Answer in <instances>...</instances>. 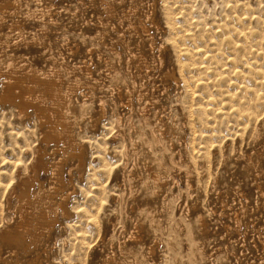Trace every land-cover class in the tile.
Returning a JSON list of instances; mask_svg holds the SVG:
<instances>
[{"label": "rangeland", "instance_id": "obj_1", "mask_svg": "<svg viewBox=\"0 0 264 264\" xmlns=\"http://www.w3.org/2000/svg\"><path fill=\"white\" fill-rule=\"evenodd\" d=\"M7 2H17L18 5L12 7L10 12L0 10V56L4 62L9 60V63L14 64L20 61L37 71L40 70V72L46 73L51 68H56L63 71L61 74L67 76H65L66 80L72 81L71 83L78 81L77 83L81 84H79L80 89L74 102H76L75 106L80 114L83 112L78 132L80 131V138L86 145L85 155L87 157L82 171L83 178L77 173L74 174L75 178L73 177L76 188H71V215L67 217L68 219L64 217L66 220L62 217L63 219L58 221L54 227L51 225L44 228L39 235L38 245L33 246L28 259L35 260L36 264H264V110H262L264 109L262 107L264 106V69H262L264 68V0H0V9ZM171 30L175 32L173 33ZM186 30L189 31L186 32ZM178 31L180 32L178 33ZM249 33L253 36L251 37ZM151 41L154 43L153 47L150 45ZM194 45H196L195 48ZM197 49H200V54L197 53L199 52ZM188 51L189 53H187ZM208 53L212 55L209 56ZM203 56L208 61L207 63ZM209 57L212 58H210L211 61ZM209 61L211 65H209ZM214 63L217 66L213 65ZM187 64H190L189 68H187ZM253 64L255 65L253 66ZM235 67L242 75L238 72L236 74ZM186 68L189 71H186ZM209 69H212V72ZM249 69L250 72H248ZM252 70L255 75L251 72ZM251 73L254 76L250 75ZM178 74L184 75L181 77ZM259 74L260 79H257L256 76L258 77ZM173 75L177 81L170 77ZM243 76H246L245 80ZM225 77L226 79H224ZM206 78L208 79L205 80ZM253 78L256 79L252 80ZM185 80L189 84H186ZM192 80L196 86L190 82ZM203 81L207 86L203 83L200 84ZM210 81L211 84L208 85ZM261 82L263 83L259 84ZM243 85L248 88L245 89ZM252 86L254 90H252ZM186 87H189V90ZM256 90L258 92H255ZM208 92L211 93V96ZM185 93L190 94L186 96ZM238 93L239 95H237ZM201 94L205 95L200 96ZM233 94L237 95V98ZM206 95H209V100ZM228 95L234 96V98ZM240 95L241 100L238 97ZM253 96H255L254 99ZM259 96L262 98V102ZM199 97L202 99L204 97L205 100L202 102L201 99H198ZM193 98L196 100L194 99V101ZM211 98L218 99L216 101L213 99L215 103L212 101L214 103L212 104ZM224 99L227 103L222 101ZM227 99L234 102H229ZM246 99L249 100L246 102ZM190 101L192 104H188ZM244 101L245 104L247 103L246 105L253 108L251 111L248 106L245 108ZM253 101L255 104H252ZM205 103L207 106H204ZM102 104L105 114L100 115ZM183 104L188 105L184 106ZM256 104L258 105L255 106ZM196 106H200L199 109ZM0 107L5 108L4 110L0 108V179H2L0 183L2 215L0 217L3 220L0 218L1 231L5 227L4 221L10 215L6 207L8 191L18 183L20 177L27 178L30 175V168L35 160V149L42 148L44 145L40 140V127L35 118L19 121L12 110L1 105ZM244 108L248 111H242ZM186 109H189L188 112L185 111ZM221 109H223L222 113ZM145 110L147 112L144 114ZM213 110H217V112ZM234 110L240 111L236 113ZM254 110L260 111V114ZM214 112L215 118L212 114ZM246 112L249 115H246ZM201 114L205 115L200 118ZM237 115L243 116L240 118ZM195 116L199 118L196 119ZM224 116L225 118H222ZM251 116H254V120ZM231 118H235V120H231ZM237 118L238 120H236ZM142 120L144 121L143 125ZM208 121L209 123H207ZM221 121H226V123H220ZM236 121L237 124L240 122L239 127H237ZM253 121L258 124H254ZM242 122H247V125ZM27 123L30 124L28 127ZM98 125H100L99 128ZM117 125L119 130L116 128ZM247 126L249 128L244 130ZM253 126L257 128H252ZM219 127L222 131L218 130L217 133ZM224 127L225 129L228 127V130L229 128L233 131L237 130V132L235 131L237 134L235 135L232 130V132L229 131L230 133L228 130L226 132ZM241 127V132H239ZM259 128L261 129L259 130ZM13 129L19 137L13 133ZM147 129L153 133V137H150L152 134ZM85 133L91 136H87L90 139L86 138ZM243 133L246 134L242 136ZM213 134L216 135L215 138ZM82 135L84 138L81 137ZM29 137L31 139H28ZM85 139H88L89 142ZM91 139H95L97 144L95 140L91 141ZM94 142L96 146H94ZM28 144L30 145L27 146ZM219 144L220 146L217 147ZM26 146L28 149L30 147V150ZM99 146H101L100 149H98ZM33 147L35 148L33 149ZM18 150L19 152H17ZM33 150L34 152H32ZM209 150L210 152H208ZM10 151H14V153ZM202 153L209 155L203 156ZM29 154L32 159L27 158L30 157ZM253 154L256 155L253 156ZM99 155L105 160H102ZM47 156L50 164L68 158V155L60 151H50ZM96 156L98 159L100 158V161ZM18 158L20 159L18 160ZM95 158L100 163H96ZM202 158L204 159L202 160ZM12 161L14 166H12ZM154 163H156V167L153 165ZM73 164L74 162L70 159L64 172L67 184ZM124 166L125 168H123ZM207 166L208 168H206ZM204 169L206 171L209 169L208 173ZM150 170L161 173L167 184L164 183V187L162 186L159 191V195L162 197L159 196L154 204L148 207L144 205V201H148L156 191ZM8 171L10 174L7 173ZM51 177V173L42 172L40 174V179L47 190L55 189L58 184L56 179H51ZM5 180H10L11 184ZM67 193L66 190H62L61 195L66 196ZM144 193L146 198L141 197L144 196ZM198 193L202 196L200 197ZM141 198L143 199L141 200ZM75 208L78 209V212ZM131 209L132 211H130ZM196 211L200 212L205 219L208 228L206 236H203L196 226ZM79 215H83V217ZM156 216H158L157 221ZM84 217H86L85 221ZM71 220L75 225L73 227L71 224L74 229L69 228ZM137 220L145 229L143 236L145 238L142 241L144 245H137L138 249L135 247L136 244L132 243L134 223ZM65 222H68L69 226L65 225ZM110 222L114 226L110 227ZM82 227L84 228L82 229ZM192 228L195 232L197 231L195 235ZM189 231L191 233L188 235ZM99 234L106 236L107 239L104 243H98ZM80 235L85 236L80 237ZM168 235L171 236L168 237ZM198 236H201L202 239ZM77 238L79 239L77 240ZM173 238H175L174 241ZM176 239L177 241H175ZM79 242H81L80 246H78ZM163 242L167 244V247ZM169 242H172L173 245ZM95 245L97 247L91 251L90 248ZM152 246L155 247V252L153 256H149L148 249ZM169 246H172L173 250H170ZM77 248L79 249L77 250ZM79 250H81L80 253ZM78 254L81 255L80 260ZM111 256L115 259L113 263L108 261V257ZM8 262L11 261L9 259L0 261V264H8ZM15 262L17 261L12 259V263Z\"/></svg>", "mask_w": 264, "mask_h": 264}, {"label": "bare ground", "instance_id": "obj_2", "mask_svg": "<svg viewBox=\"0 0 264 264\" xmlns=\"http://www.w3.org/2000/svg\"><path fill=\"white\" fill-rule=\"evenodd\" d=\"M245 3V2H244ZM243 4V3H242ZM248 4V3H247ZM259 4H261V3H259ZM18 5V3L17 2H15V3H11V2H7L6 4H4L3 6H2V8L0 9V10H2L3 12H10L11 10H12V7H16ZM245 5H246V3H245ZM249 5V4H248ZM240 7H241V5H239ZM244 6V5H243ZM242 6V7H243ZM16 9V8H15ZM243 9H244V7H243ZM249 9V8H248ZM250 9H252V7H250ZM250 11V10H249ZM254 11V10H253ZM252 12V11H251ZM254 13V12H253ZM248 14V13H247ZM244 15V14H243ZM251 15H253V14H251ZM243 18V17H242ZM246 18V17H245ZM3 20V19H2ZM238 20V19H237ZM240 20H241V18H240ZM259 20V19H258ZM245 21V20H244ZM239 22H241V21H239ZM242 22H243V19H242ZM168 27H169V25H168ZM218 27H219V25H218ZM173 28V27H172ZM220 28H222V27H220ZM241 28V27H240ZM171 29V28H170ZM175 29V28H174ZM175 30H177V29H175ZM172 31V30H171ZM183 31V30H182ZM181 31V32H182ZM189 31V30H188ZM187 30H186V32H188ZM241 31V30H240ZM173 33L175 32V31H172ZM180 31H178V33H179ZM190 33V32H189ZM245 33V32H244ZM184 34V33H183ZM177 35V34H176ZM186 35V34H185ZM187 35H189V34H187ZM190 35H192V34H190ZM245 35V34H244ZM247 35V34H246ZM249 35L252 37L253 35H251L250 33H249ZM144 36V35H143ZM249 36V37H250ZM194 37V36H193ZM244 37V36H243ZM147 38V37H146ZM247 38V37H246ZM245 38V39H246ZM250 39V38H249ZM248 39V40H249ZM251 39H253V38H251ZM250 39V40H251ZM257 39V38H256ZM147 40V39H146ZM194 40V39H193ZM149 41V40H148ZM195 41V40H194ZM214 41V40H213ZM212 41V42H213ZM246 41V40H245ZM247 42V41H246ZM150 43V42H149ZM152 47L154 46V43L151 41V44H150ZM178 45V44H177ZM180 45V44H179ZM182 45V44H181ZM183 45H186V44H183ZM217 45H218V43H217ZM187 46V45H186ZM195 46L196 45H194V48H195ZM199 46V45H198ZM197 46V47H198ZM254 46V45H253ZM185 47V46H184ZM203 47V46H202ZM240 47V46H239ZM190 48V47H189ZM198 48H200V47H198ZM181 49V48H180ZM187 49V48H186ZM191 49V48H190ZM27 50V49H26ZM178 50H179V48H178ZM198 50V49H197ZM197 50H195V51H197ZM200 50V49H199ZM198 50V51H199ZM205 50V49H204ZM208 49H206V52H208L207 51ZM213 50V49H212ZM22 51V50H21ZM177 51V50H176ZM190 51V50H189ZM189 51L187 52V53H189ZM203 51V50H202ZM201 51V53H203ZM239 51H241L240 49H239ZM243 51H245V50H243ZM10 52V51H9ZM184 52H186V51H184ZM213 52V51H212ZM216 52V51H215ZM2 53V52H1ZM13 53V52H12ZM179 53V52H178ZM197 53H199L200 54V51L199 52H197ZM196 53V54H197ZM255 53H256V51H255ZM260 53V52H259ZM182 54V53H181ZM193 54H195V53H193ZM192 54V55H193ZM204 54V53H203ZM214 54V53H213ZM198 55V54H197ZM207 55H212V54H210V53H208ZM256 55V54H255ZM190 56V55H189ZM194 56V55H193ZM202 56V55H201ZM201 56H200V58H201ZM215 56H217L216 54H215ZM214 56V57H215ZM204 57L205 56H203V59H204ZM212 57V56H211ZM211 57H209V60H210V58ZM198 58V57H197ZM255 58V57H254ZM263 58V57H262ZM206 59L208 60V58L206 57ZM212 59V58H211ZM256 59V58H255ZM15 60V59H14ZM13 60V61H14ZM17 60V59H16ZM190 60V62H191V59H189ZM205 60V59H204ZM256 60H258V59H256ZM255 60V61H256ZM9 61V60H8ZM8 61H3V58L0 56V105L1 106H3V107H6V109H8V110H12L14 113H15V116L18 118V120L19 121H26V120H31L32 118L34 119H36L37 120V122H38V124H39V127H40V140H41V142H42V144L44 145V146H42V148H39V147H37L36 149H35V160H34V163L32 164V166H31V168H30V170H31V172H30V175L27 177V178H22V177H20V179L18 180V183L17 184H15L14 186H12L11 187V189L8 191V198H7V201H6V207H7V209H8V213H10V215H8L9 216V218H7L5 221H4V223H5V227H4V229L3 230H1L0 231V261H5V260H10L11 262H8V264H36V262H35V260H30V259H28L29 258V256H30V253H32V251H31V249L33 248V246H37L38 245V243H39V235H40V233L44 230V228L45 227H50L51 225H53V227L55 226V224L58 222V221H61V219H63L64 217L65 218H67V217H69L70 215H71V213H70V211H71V209H70V202L72 201L71 200V198H72V192H71V188L73 189V187H74V189L76 188L75 186V182H74V174L75 173H77L81 178H83V175H82V171H83V168H84V165H85V163H86V155H85V153H86V145H85V143L83 142V140H81V138H80V134H79V132H78V128H79V125H80V119H81V114L83 113H81L80 114V112H79V110H78V108H76V102H74V98H75V96L77 95V93L79 92V89H80V83H77V82H74V83H71L69 80H66V78H65V76L63 75V74H61V72H63V71H60V70H58V69H56V68H51V70L50 71H48V72H40V70L39 71H37L36 69H34L33 67H29L28 65H26V64H23V62H20V61H17L16 63H9ZM11 61V60H10ZM22 61V60H21ZM206 61V60H205ZM211 61V60H210ZM210 61H209V63H210ZM233 61V60H232ZM246 61V60H245ZM248 61V60H247ZM26 61L24 60V63H25ZM208 61H206V63H207ZM244 62V61H243ZM249 62V61H248ZM208 63V64H209ZM246 63V62H245ZM181 64V63H180ZM201 64V63H200ZM202 64H204V63H202ZM252 64V63H251ZM256 64H257V62H256ZM188 65V64H187ZM190 65V64H189ZM189 65H188V67L187 68H189ZM209 65H211V63L209 64ZM213 65H216L215 63L213 64ZM212 65V66H213ZM220 65V64H219ZM255 64H253V66H254ZM258 65V64H257ZM262 65V64H261ZM260 65V66H261ZM179 66V65H178ZM181 66V65H180ZM179 66V67H180ZM185 66H186V64H185ZM204 66H206V65H204ZM204 66H202V67H204ZM217 66V65H216ZM216 66L214 67V69L216 68ZM238 66V65H237ZM252 66V65H251ZM263 66H264V64H263ZM58 67V66H57ZM183 68V67H182ZM186 68V71L188 70ZM191 68V67H190ZM209 68V67H208ZM212 68V67H211ZM234 68V67H233ZM236 68V67H235ZM253 68H255V67H253ZM59 69H61V68H59ZM202 69V68H201ZM260 69H261V67H260ZM262 69H264V68H262ZM210 70V72H212L211 70L212 69H209ZM233 70H235V69H233ZM184 71H185V69H184ZM189 71V70H188ZM208 71V70H207ZM207 71H205V72H207ZM236 74H237V72L239 73V74H241L242 75V73L241 72H239V71H237V68H236ZM242 71H243V69H242ZM262 71V70H261ZM261 71H259L260 72V74H262L261 73ZM180 72H181V70H180ZM210 72H208V73H210ZM248 72H250V69H249V71ZM251 72H253V74H254V71L252 70ZM233 73H235L234 71H233ZM181 74H182V72H181ZM207 74V73H206ZM260 74H259V76L257 77L256 76V78L258 79L259 77H260ZM69 75V74H68ZM73 75V74H72ZM179 75V74H178ZM184 75V74H183ZM182 75V76H183ZM229 75V74H228ZM231 75V74H230ZM240 75V76H241ZM244 75V74H243ZM250 75H252V73L250 74ZM249 75V76H250ZM255 75V74H254ZM254 75H252V76H254ZM264 75V74H263ZM179 76H181V75H179ZM181 76V77H182ZM252 76H250L251 78H252ZM67 77V76H66ZM170 77H172V79L173 80H175V81H177V79H176V77L173 75V76H170ZM232 77V76H231ZM244 77V76H243ZM262 77V76H261ZM264 77V76H263ZM262 77V78H263ZM76 78V77H75ZM74 78V79H75ZM89 78V77H88ZM184 78V77H183ZM256 78H253L252 80H254V79H256ZM261 78V79H262ZM79 79V78H78ZM208 78H206L205 80H207ZM224 79H226V77L224 78ZM231 79V78H230ZM236 79H239V78H236ZM246 79V76L244 77V80ZM260 79V78H259ZM184 80V79H183ZM182 80V81H183ZM193 80H196V79H193ZM193 80L192 81H190L191 83H193ZM201 80V79H200ZM199 80V81H200ZM204 80V79H203ZM232 80V79H231ZM241 80H242V76H241ZM241 80H240V82H241ZM264 80V79H263ZM73 81H76V80H73ZM81 81V80H80ZM125 81V80H124ZM186 81V80H185ZM188 81H189V78H188ZM196 81H198V80H196ZM202 81V80H201ZM209 81V80H208ZM232 81H234V80H232ZM258 81H260V80H258ZM181 82V81H180ZM184 82V81H183ZM205 81H203V82H200V84L201 83H203V84H205L204 83ZM226 82V81H225ZM227 82H230V81H227ZM238 82H239V80H238ZM249 82H252V81H250L249 80ZM255 82H256V80H255ZM188 82L186 81V84H187ZM195 83H197V82H195ZM199 83V82H198ZM197 83V84H198ZM246 82H244V84H245ZM263 82H261V83H259V84H262ZM80 84V85H79ZM183 84V83H182ZM185 84V83H184ZM183 84V85H184ZM189 84V83H188ZM194 84V83H193ZM209 84H211V81L208 83V85ZM235 84V83H234ZM236 84H238V83H236ZM242 84V83H241ZM248 84V83H247ZM195 85V84H194ZM206 85V84H205ZM204 85V86H205ZM213 85H214V83H213ZM226 85V84H225ZM228 85V84H227ZM230 85V84H229ZM228 85V86H229ZM232 85V84H231ZM246 85V84H245ZM255 85V84H254ZM189 86V85H188ZM196 86V85H195ZM199 86V85H198ZM202 87H203V85H201ZM207 86V85H206ZM234 86V85H233ZM244 86V85H243ZM243 86H242V88H243ZM251 86V85H250ZM192 87V85L190 86V88ZM209 87V86H208ZM214 87V86H213ZM216 87V86H215ZM226 87V86H225ZM239 87V86H238ZM245 87V86H244ZM247 87V86H246ZM246 87H245V89H246ZM253 87V86H252ZM187 88V87H186ZM186 88H184L185 90H189V87L186 89ZM206 88V87H205ZM211 88V87H210ZM228 88V87H227ZM226 88V90H228ZM239 88H241V87H239ZM238 88V89H239ZM248 88V87H247ZM261 87L259 86V89H260ZM192 89V88H191ZM195 89V88H194ZM199 89H201L200 87H199ZM207 89V88H206ZM232 89V88H231ZM258 89V90H259ZM264 89V88H263ZM203 90L204 91H206L205 89H204V87H203ZM244 90V89H243ZM252 90H254V87H253V89ZM252 90H250V91H252ZM199 91V90H198ZM208 91V90H207ZM224 91V90H223ZM229 91V90H228ZM242 91V90H241ZM247 91H249V90H247ZM246 91V92H247ZM260 91H262L261 89H260ZM188 92V91H187ZM190 92H192V91H190ZM222 92V91H221ZM226 92V91H225ZM237 92V91H236ZM243 92V91H242ZM254 92V91H253ZM255 92H258L257 90L255 91ZM199 93V92H198ZM205 93V92H204ZM207 93V92H206ZM208 93H210V92H208ZM217 93H218V91H217ZM244 93V92H243ZM243 93H241L242 95H243ZM264 93V92H263ZM186 94V93H185ZM184 94V95H185ZM190 94V93H189ZM189 94H186V96H188ZM203 94V93H202ZM200 95V96H204V95ZM213 94V93H212ZM222 94H223V92H222ZM226 94V93H225ZM228 94V93H227ZM226 94V95H227ZM236 94V93H235ZM249 94V93H248ZM251 94H253V93H251ZM259 94V93H258ZM257 94V95H258ZM193 95V94H192ZM210 96H211V93L209 94ZM209 95L207 96L208 97V100L210 99L209 98ZM216 95V94H215ZM219 95H221V94H219ZM234 95V94H233ZM237 95H239V93L237 94ZM236 95V96H237ZM245 95H247V94H245ZM250 95V94H249ZM248 95V96H249ZM254 95H256L255 93H254ZM191 96V95H190ZM223 96H224V94H223ZM229 96V95H228ZM231 96V95H230ZM229 96V97H230ZM235 96V95H234ZM234 96H231V97H233L234 98ZM235 96V97H236ZM261 96V95H260ZM260 96H259V98H260ZM198 97V96H197ZM219 97V96H218ZM225 97V96H224ZM227 97V96H226ZM239 98L241 97V95L240 96H238ZM243 97V96H242ZM254 97L255 96H253V99H254ZM257 97V96H256ZM261 97H263V96H261ZM85 98V97H84ZM184 99L186 98V97H183ZM232 98V99H233ZM237 98V97H236ZM244 98V97H243ZM258 98V97H257ZM196 100V98H193V100ZM198 99H201V101L203 102V100H205V98L203 97V99H202V97H199ZM213 99H215V101H216V99H218V98H213ZM212 98H211V103H212V101L215 103V101L213 100ZM230 99V98H229ZM242 98H240V100H241ZM250 99H252V98H250ZM252 99V100H253ZM262 98H260V100H261ZM187 100V99H186ZM189 100H190V98H189ZM189 100H187V101H189ZM194 100V101H195ZM208 100H206V101H208ZM228 100V99H227ZM240 100L238 99V101H239V103H240ZM249 100V99H248ZM247 99H246V102L248 101ZM251 100V101H252ZM256 100V99H255ZM254 100V101H255ZM259 100V101H260ZM264 100V99H263ZM200 101V100H199ZM209 101V102H210ZM222 101H225V103H227V101L224 99V100H222ZM229 101V100H228ZM232 100H230L229 102H231ZM237 101V102H238ZM253 101V103L252 104H255V102ZM83 102V101H82ZM86 102V101H85ZM91 102V101H90ZM101 102V101H100ZM186 102V101H185ZM232 102H234V101H232ZM261 102H262V100H261ZM260 102V103H261ZM79 103H80V101H79ZM95 103V102H94ZM102 103V102H101ZM214 103H212V104H214ZM239 103H236V104H238V105H240ZM81 104V103H80ZM188 104H192V102L190 101V103H188ZM188 104H185V105H188ZM197 104V103H196ZM206 105H204V106H207V103H205ZM210 104V103H209ZM218 104V103H217ZM216 104V105H217ZM229 104H232V103H229ZM245 104V101H244V103H243V105ZM247 104V103H246ZM245 104V105H246ZM250 104V103H249ZM263 104V103H262ZM91 105V104H90ZM184 105V104H183ZM184 105V106H185ZM211 105V104H210ZM241 105H242V103H241ZM244 105V106H245ZM258 104H256L255 106H257ZM264 105V104H263ZM93 106V105H92ZM96 106V105H95ZM104 105L102 104L101 105V107H100V115H102V114H105V108L103 107ZM141 106V105H140ZM191 106V105H190ZM193 106H195L194 104H193ZM192 106V107H193ZM212 106V105H211ZM219 106V105H218ZM231 105H229V107H230ZM234 106V105H233ZM248 105H246L245 106V108L247 107ZM252 106V105H251ZM78 107V106H77ZM81 107H82V105H81ZM88 107V106H87ZM192 107H191V109H192ZM196 107H198V109H199V107L200 106H196ZM209 107V106H208ZM239 107V106H238ZM242 107V106H241ZM249 108H250V106H248ZM262 107H264V106H262ZM261 107V108H262ZM1 109H5V108H2V107H0ZM83 108V107H82ZM133 108V107H132ZM202 108V107H201ZM200 108V109H201ZM205 109H206V107H204ZM210 108H212V107H210ZM219 108V107H218ZM223 108V107H222ZM226 108H227V106H226ZM231 109H233L232 107H230ZM234 108H236V107H234ZM245 108L242 110V111H244L245 110ZM252 108V107H251ZM251 108L249 109L250 111H251ZM256 108H258V107H256ZM84 109V108H83ZM86 109V108H85ZM148 109V108H147ZM224 109V108H223ZM223 109H221L222 111H221V113L223 112ZM229 109V108H228ZM239 109V108H238ZM253 109V108H252ZM259 109H260V106H259ZM81 110V109H80ZM140 110V109H139ZM189 110V109H188ZM188 110L186 109L185 111L186 112H188ZM196 110V109H195ZM212 110V109H211ZM218 110V109H217ZM217 110H213V111H216L217 112ZM227 110V109H226ZM235 110H237V109H235ZM234 110V111H235ZM247 110V109H246ZM245 110V111H246ZM258 110V109H257ZM262 110H264V109H262ZM10 111H9V113H10ZM86 111V110H85ZM135 111V110H134ZM141 111V110H140ZM204 111V110H203ZM219 111V110H218ZM230 111V110H229ZM239 111L240 110H238L236 113H239ZM248 111V110H247ZM255 111V110H254ZM6 112V111H5ZM138 112V111H137ZM147 111L145 110V111H143V113L145 114ZM227 112V111H226ZM256 112V111H255ZM1 113V112H0ZM3 113V112H2ZM13 113V114H14ZM86 113V112H85ZM190 113H191V110H190ZM192 113H194V112H192ZM195 113H197V112H195ZM200 113V110H199V112H198V114ZM201 113H202V111H201ZM209 113H211V111H209ZM219 114H220V112H218ZM228 114H229V112H227ZM234 113V112H233ZM232 113V114H233ZM235 113V114H236ZM241 113V112H240ZM256 113H259L260 114V111L259 112H256ZM256 113H254V114H256ZM12 114V115H13ZM133 114H134V112H133ZM205 114H206V110H205ZM205 114H201V115H199V117L201 116L202 117V115H205ZM208 114V113H207ZM213 115H214V118H215V112L214 113H212ZM246 115L248 114L247 112L245 113ZM250 114H252V113H250ZM253 114V115H254ZM262 114V113H261ZM5 116H6V114H4ZM4 115H2V116H4ZM135 115H137L136 113H135ZM194 115V114H193ZM211 115V114H210ZM218 115V114H217ZM221 115V114H220ZM240 115V114H239ZM239 115H237L238 117H242V116H239ZM249 115V114H248ZM258 115V114H257ZM1 116V117H2ZM10 116V115H9ZM33 116V117H32ZM191 116V115H190ZM219 116V115H218ZM222 116V115H221ZM221 116H219V117H221ZM225 116H228V115H226L225 114ZM225 116L224 117H222V118H225ZM232 116V115H231ZM255 116V115H254ZM253 116V117H254ZM116 117V116H115ZM137 117V116H136ZM198 117V118H199ZM200 117V118H201ZM203 117H206V116H203ZM210 117V116H209ZM233 117V116H232ZM235 117V116H234ZM244 117H245V115H244ZM247 117V116H246ZM253 117L251 116V118L253 119ZM255 117H257V116H255ZM260 117V116H259ZM7 118V117H6ZM16 118V119H17ZM143 118V117H142ZM195 118H196V116H195ZM194 118V119H195ZM198 118H196V119H198ZM228 118H229V116H228ZM239 118V119H240ZM5 119V118H4ZM8 119H10V117H8ZM12 119H14L15 120V118H12ZM11 119V120H12ZM119 119V118H118ZM139 119V118H138ZM141 119V118H140ZM150 119V118H149ZM188 119H189V117H188ZM206 119V118H205ZM209 119V118H208ZM207 119V120H208ZM233 118H231V120H232ZM250 119V117L248 118V120ZM129 120V119H128ZM130 120H131V117H130ZM129 120V121H130ZM146 120V119H145ZM190 120V119H189ZM202 121H203V118L201 119ZM211 120V119H210ZM233 120H235V118L233 119ZM236 120H238V118L236 119ZM254 120V119H253ZM256 120H257V118H256ZM258 120H260V119H258ZM263 120H264V118H263ZM18 121V122H19ZM34 121V120H33ZM85 121V120H84ZM116 121V120H115ZM122 121V120H121ZM128 121V122H129ZM138 121V120H137ZM141 121V120H140ZM139 121V122H140ZM143 121V120H142ZM148 121V120H147ZM146 121V122H147ZM185 121V120H184ZM206 121V120H205ZM228 121V120H227ZM241 121H243L242 119H241ZM252 120H250V122H251ZM16 122V121H15ZM35 122V121H34ZM195 122V121H194ZM197 122V121H196ZM214 122H216V121H214ZM230 122V121H229ZM233 122V121H232ZM254 122V121H253ZM130 123V122H129ZM128 123V124H129ZM143 123H144V121L142 122V125H143ZM190 123V122H189ZM200 123H201V121H200ZM207 123H209V121L207 122ZM220 123H226V121L224 122V121H221ZM240 123V122H239ZM238 123V124H239ZM244 122H242V124H243ZM248 123H249V121H248ZM252 123V122H251ZM251 123L249 124L250 125V127H251ZM14 124V123H13ZM18 124V123H17ZM119 124V123H118ZM138 124H140V123H138ZM155 124V123H154ZM194 124V123H193ZM192 124V125H193ZM228 124V123H227ZM226 124V125H227ZM236 124H237V121H236ZM237 124V125H238ZM244 124H246L247 125V122L246 123H244ZM253 124V123H252ZM254 124H258V123H256V121L254 122ZM16 125V124H15ZM19 125V124H18ZM27 125V127H28V125H30V124H26ZM101 125V124H100ZM100 125H98V128H99V126ZM142 125H141V127H142ZM189 125V124H188ZM194 125H196V123L194 124ZM198 125H199V123H198ZM202 125H203V123H202ZM210 125V124H209ZM213 125V124H212ZM219 125V124H218ZM217 125V126H218ZM221 125V124H220ZM219 125V126H220ZM229 125H230V123H229ZM233 125V124H232ZM241 125V124H240ZM246 125H245V127H246ZM20 126H21V124H20ZM34 126V125H33ZM103 126V125H102ZM140 126V125H139ZM154 126V125H153ZM201 126V125H200ZM204 126H205V122H204ZM223 126H225V124H223ZM236 126V125H235ZM235 126H233V127H235ZM244 126V125H243ZM21 127H23V126H21ZM27 127H24L25 129L27 128ZM82 127H85V126H82ZM109 127V126H108ZM129 127V126H128ZM209 127V126H208ZM212 127V126H211ZM213 127H215V126H213ZM237 127H239V125L237 126ZM257 128L256 126H253L252 128ZM20 128V127H19ZM30 128V127H29ZM116 128L119 130V127H118V125L116 126ZM143 128V127H142ZM201 128H203V127H201ZM228 127H226V129H225V127H224V129H225V131L227 132V129ZM244 128V127H243ZM249 128V126H247V128H244V130H246V129H248ZM84 129V128H83ZM115 129V128H114ZM130 129V128H129ZM148 129H150V128H148ZM147 129V130H148ZM204 129V128H203ZM206 129V128H205ZM212 129V128H211ZM238 129V128H237ZM241 129H242V127L240 128V131L239 132H241ZM261 128H259V130H260ZM20 130V129H19ZM87 130V129H86ZM89 130V129H88ZM107 130H109V129H107ZM110 130H112V129H110ZM109 130V131H110ZM215 130V129H214ZM218 130H221L220 129V127H219V129H217V133H218ZM232 130V129H231ZM230 130V128H229V130H228V133H230L229 131H231ZM235 130V129H234ZM12 131V130H11ZM16 131H18V130H16ZM25 131V130H24ZM28 131V130H27ZM92 131V130H91ZM149 131V130H148ZM222 131V130H221ZM233 131V130H232ZM231 131V132H232ZM236 132H237V130H235ZM235 131H233L234 132V134H235ZM248 131H251V130H248ZM252 131H254V130H252ZM26 132V131H25ZM28 132H30V130L28 131ZM37 131L35 130V133H36ZM82 132V131H81ZM85 132V131H84ZM88 132V131H87ZM86 132V133H87ZM90 132V131H89ZM108 132V131H107ZM113 132V131H112ZM118 132V131H117ZM150 132V131H149ZM160 132V131H159ZM211 132V131H210ZM226 132H224V133H226ZM245 132V131H244ZM12 133V132H11ZM13 133H16L15 131H14V129H13ZM12 133V134H13ZM31 133V132H30ZM33 133V132H32ZM31 133V134H32ZM85 133V136H86V138H88V139H90L89 137H91L90 135H88V134H86ZM127 133V132H126ZM141 133V132H140ZM143 133V132H142ZM151 133V132H150ZM149 133V134H150ZM212 133H214L213 131H212ZM17 134V133H16ZM22 134H23V132H22ZM34 134V133H33ZM82 134H83V132H82ZM152 135H150V137L152 136L153 137V133H151ZM204 134V133H203ZM215 134H216V132H215ZM237 134V133H236ZM235 134V135H236ZM246 133H243V135L242 136H244ZM251 134H253L252 132H251ZM8 135V134H7ZM10 135V134H9ZM18 135V134H17ZM29 135V134H28ZM35 135V134H34ZM93 135V134H92ZM125 135H128V134H125ZM219 135H220V132H219ZM226 135V134H225ZM14 136H15V134H14ZM20 136H21V134H20ZM23 136H24V134H23ZM31 136V135H30ZM84 135H82L81 137H83ZM87 136H89V137H87ZM146 136H148V135H146ZM213 136H214V134H213ZM217 136H218V134H217ZM222 136V135H221ZM224 136V135H223ZM227 136V135H226ZM232 136H233V133H232ZM231 136V137H232ZM242 136H240L241 138H242ZM247 136V135H246ZM250 136V135H249ZM13 137V136H12ZM18 137H19V135H18ZM22 137V136H21ZM26 137H28V136H26ZM25 137V138H26ZM155 137V136H154ZM202 137V136H201ZM216 137V135L214 136V138ZM219 137V136H218ZM24 138V139H25ZM35 138V137H34ZM84 138V137H83ZM129 138V137H128ZM213 138V137H212ZM220 138H222V137H220ZM224 138V137H223ZM245 138V137H244ZM247 138V137H246ZM250 138V137H249ZM15 139V138H14ZM28 139H31L30 137L28 138ZM88 139H85L86 141L88 140ZM132 139V138H131ZM151 139V138H150ZM156 139V138H155ZM229 139H232V138H229ZM233 139H235V137H233ZM251 139V138H250ZM12 140V139H11ZM16 140H17V138H16ZM35 140V139H34ZM38 140H39V138H38ZM94 141L95 139H91V141ZM111 140H113V139H111ZM122 140V139H121ZM129 140V139H128ZM241 140V139H240ZM242 140H243V138H242ZM249 140V139H248ZM23 141H25V140H23ZM26 141H27V139H26ZM91 141H90V143H91ZM232 141V140H231ZM87 142H89V140L87 141ZM95 142H96V140H95ZM95 142H94V146H96L95 145ZM100 142V141H99ZM98 142V143H99ZM102 142V141H101ZM111 142V141H110ZM123 142V141H122ZM126 142V141H125ZM124 142V145L126 144ZM23 143V142H22ZM102 143H104V142H102ZM128 143V142H127ZM134 143V142H133ZM153 143H155V142H153ZM31 144V143H30ZM30 144H28L27 146H29ZM96 144H97V142H96ZM1 145V144H0ZM10 145H14V144H10ZM18 145V144H17ZM88 145H90V144H88ZM93 145V144H92ZM98 145H100V144H98ZM97 145V146H98ZM115 145V144H114ZM23 146H24V143H23ZM26 146V147H27ZM33 146H34V144H33ZM161 146V145H160ZM220 146V144L217 146V147H219ZM13 147V146H12ZM15 147H16V144H15ZM25 147V148H26ZM88 147H90V146H88ZM100 147L101 146H99V148L98 149H100ZM169 147V146H168ZM212 147V146H211ZM217 147H215L214 146V148H217ZM17 148H19L20 149V147H18L17 146ZM23 148V147H22ZM35 147H33V149H34ZM196 149H197V146L195 147ZM10 149V148H9ZM12 149V148H11ZM24 149V148H23ZM27 149H28V147H27ZM91 149V148H90ZM131 149V148H130ZM168 149V148H167ZM192 149H193V147H192ZM199 149V148H198ZM211 149V148H210ZM223 149V148H222ZM28 150H30V147H29V149ZM124 150H125V148H124ZM163 150V149H162ZM204 151H205V147H204V149H203ZM8 151V150H7ZM21 151H22V149H21ZM20 151V152H21ZM24 151V150H23ZM55 152V151H60V152H62V153H65L66 155H68V158L67 159H61L58 163H55V164H50V162H48V156H47V154H48V152ZM159 151H161V150H159ZM158 151V152H159ZM165 151V150H164ZM169 151H170V149H169ZM201 151H202V148H201ZM11 152V151H10ZM13 153H14V151H12ZM11 152V153H12ZM17 152H19V150L17 151ZM17 152H15V153H17ZM32 152H34V150L32 151ZM123 152V151H122ZM172 152V151H171ZM207 152V151H206ZM205 152V153H206ZM208 152H210V150L208 151ZM10 153V154H11ZM117 153V152H116ZM201 153V152H200ZM18 154V153H17ZM24 154V153H23ZM119 154V153H118ZM160 154V153H159ZM30 155V157H27L26 155V157L27 158H31V154H29ZM96 155V153L94 154V156ZM201 155H203V156H208L209 154L207 153V155H204L203 153L201 154ZM256 155V154H255ZM254 154H253V156H255ZM11 156V155H10ZM12 156L14 157V155L12 154ZM18 156V155H17ZM24 156V157H25ZM97 156H98V154H97ZM97 156H96V158H97ZM100 156V155H99ZM159 156V155H158ZM165 156V155H164ZM24 157H22V158H24ZM101 157V156H100ZM252 157V156H251ZM9 158V157H8ZM12 158V157H11ZM15 158V157H14ZM13 158V159H14ZM95 158V159H96ZM208 158V160H209V157H207ZM20 158H18V160H19ZM25 159V158H24ZM32 159V158H31ZM72 160L73 162H74V164H73V166H72V168H71V170H70V180H69V183L67 184L66 182H65V178H64V172H65V170H66V166H67V164L69 163V160ZM98 159V158H97ZM97 159H96V163H100L99 161L97 162ZM101 159H102V157H101ZM104 159V158H103ZM102 159V160H103ZM204 158H202V160H203ZM206 159V158H205ZM257 159V158H256ZM3 160V159H2ZM1 160V161H2ZM6 160V159H5ZM17 160V159H16ZM28 160H30V159H28ZM105 160V159H104ZM207 160V159H206ZM207 160V161H208ZM10 161V160H9ZM21 161V160H20ZM26 161H27V159H26ZM210 162H211V160H209ZM3 162V161H2ZM6 162V161H5ZM4 162V163H5ZM11 162V161H10ZM16 162V161H15ZM94 162V161H93ZM243 162V161H242ZM19 163V162H18ZM28 163H29V161H28ZM119 163V162H118ZM117 163V164H118ZM209 163V162H208ZM3 164V163H2ZM16 164V163H15ZM21 164V163H20ZM94 164H95V162H94ZM156 163H154L153 165L156 167V165H155ZM6 165V164H5ZM10 165V164H9ZM8 165V166H9ZM28 165V164H27ZM212 165V164H211ZM12 166H14L13 165V161H12ZM17 166V165H16ZM102 166V165H101ZM98 167H99V164H98ZM104 167H105V169H106V165L104 164ZM240 167V166H239ZM3 168H4V166H3ZM10 168H11V165H10ZM89 168V167H88ZM102 168V167H101ZM123 168H125V166L123 167ZM206 168H208V166L206 167ZM210 168V167H209ZM212 168V167H211ZM5 169H6V166H5ZM4 169V170H5ZM8 169H9V167H8ZM14 169H15V167H14ZM156 169V168H155ZM19 170V169H18ZM103 170V169H102ZM159 170H161L160 169V167H159ZM209 170V169H208ZM207 170V171H208ZM1 171V170H0ZM3 171V170H2ZM17 171V170H16ZM20 171V170H19ZM91 171V170H90ZM157 171H158V168H157ZM204 171H206L205 169H204ZM206 171V172H207ZM211 171V170H210ZM242 171V170H241ZM42 172H45V173H51V175H52V177H51V179H56V181H57V187L55 188V189H53V190H51V189H49V190H51V191H49V190H47L46 188H45V185H44V183L41 181V179H40V174L42 173ZM162 172V171H161ZM163 172H164V170H163ZM248 172V171H247ZM246 172V173H247ZM7 173H9V171L7 172ZM85 173H87V172H85ZM208 173V172H207ZM5 174H6V172H5ZM10 174V173H9ZM73 174V175H72ZM108 174V173H107ZM150 174H151V176H152V178H153V181H154V183L153 184H155V186H156V191L152 194V196H151V198L148 200V201H144V205H146V206H150V205H152V204H154V202L158 199V197L160 196L159 195V191L161 190V187L163 186V184L165 183V184H167L166 182H165V180L163 179V177H162V175H161V173H157V172H154L153 170H150ZM1 175H4V174H1ZM7 175V174H6ZM19 175V174H18ZM88 175H89V173H88ZM110 175V174H109ZM85 176H86V174H85ZM150 176V175H149ZM3 177V176H2ZM12 177V176H11ZM74 177V178H73ZM10 178V177H9ZM8 178V179H9ZM67 178V177H66ZM86 178V177H85ZM166 178V177H165ZM201 178V177H200ZM5 179V178H4ZM11 179V178H10ZM14 179V178H13ZM149 179H151V177H149ZM167 179V178H166ZM12 180V179H11ZM1 181H2V179H0V183H1ZM4 181V180H3ZM6 181V180H5ZM9 181V183H10V180H8ZM8 181H6V182H8ZM205 181V180H204ZM5 182V183H6ZM76 182H79V181H77L76 180ZM168 182V181H167ZM199 182H201V181H199ZM208 182V181H207ZM210 182V181H209ZM256 182V181H255ZM4 183V182H3ZM140 183H141V181H140ZM198 183V182H197ZM205 183V182H204ZM11 184V183H10ZM9 184V185H10ZM143 184H144V182H143ZM146 184V183H145ZM152 184V185H153ZM199 184V183H198ZM197 184V185H198ZM2 185V184H1ZM150 185V184H149ZM151 185V186H152ZM201 185V184H200ZM205 185V184H204ZM203 185V186H204ZM209 185V184H208ZM8 186V185H7ZM56 186V185H55ZM206 186V185H205ZM2 187V186H1ZM119 187V186H118ZM141 187V186H140ZM164 187V186H163ZM207 187V186H206ZM2 188H4V187H2ZM1 188V189H2ZM149 188V187H148ZM203 188V187H202ZM208 188V187H207ZM206 188V189H207ZM216 188V187H215ZM253 188V187H252ZM251 188V190L253 191V189ZM82 189V188H81ZM98 189V188H97ZM142 189V188H141ZM144 189H145V186H144ZM150 189V188H149ZM205 189V190H206ZM6 190H7V188H6ZM62 190H66L68 193H67V195L66 196H63V195H61V193H62ZM83 190V189H82ZM146 190V189H145ZM148 190V189H147ZM151 190V189H150ZM154 190V189H153ZM198 190V189H197ZM204 190V191H205ZM215 190V189H214ZM76 191V190H75ZM74 191V192H75ZM207 191V190H206ZM3 192V191H2ZM5 192H7V191H5ZM5 192H4V195H5ZM102 192V191H101ZM215 192V191H214ZM213 192V193H214ZM149 193V192H148ZM205 193V192H204ZM212 193V194H213ZM255 193V192H254ZM3 194V193H2ZM86 194V193H85ZM203 194V193H202ZM101 195V194H100ZM116 195H117V193H116ZM141 195V194H140ZM148 195V197H150L149 196V194H147ZM197 195V194H196ZM198 195L200 196V194L198 193ZM209 195V194H208ZM263 195H264V193H263ZM202 196V195H201ZM200 196V197H201ZM2 197H4V196H2ZM96 197V196H95ZM141 197H145V193H144V196H141ZM160 197H162V196H160ZM199 197V198H200ZM205 197V196H204ZM263 197V196H262ZM0 198H1V196H0ZM107 198V197H106ZM146 198V197H145ZM198 198V197H197ZM3 199V198H2ZM89 199V198H88ZM94 199V198H93ZM143 198H141V200H142ZM205 199V198H204ZM77 200V199H76ZM141 200H139V201H141ZM5 201V200H4ZM3 201V202H4ZM95 201H97L96 200V198H95ZM94 200H93V202H95ZM162 201V200H161ZM160 201V202H161ZM103 202V201H102ZM106 202V201H105ZM138 202V201H137ZM222 202V201H221ZM5 203V202H4ZM4 203H1V205L3 204L4 205ZM76 203V202H75ZM204 203H206V202H204ZM203 204V203H202ZM223 204V203H222ZM76 205V204H75ZM141 205V204H140ZM143 205V206H144ZM158 205V204H157ZM74 206V205H73ZM79 206V205H78ZM166 206V205H165ZM4 207V206H3ZM75 207V206H74ZM99 207H100V205H99ZM101 207H102V205H101ZM207 206H205V209H207L206 208ZM0 208L2 209V207L0 206ZM79 208V207H78ZM169 208V207H168ZM214 208V207H213ZM212 208V209H213ZM5 209V208H4ZM74 209V208H73ZM80 209H82V208H80ZM98 209V208H97ZM201 209V208H200ZM75 210L77 211L78 209H76L75 208ZM75 210H74V212H75ZM1 211L2 210H0V215H2L1 214ZM4 211V210H3ZM130 211H132V209L130 210ZM140 211V210H139ZM148 211V210H147ZM184 211V210H183ZM201 211H202V209H201ZM210 211V210H209ZM78 212V211H77ZM87 212V211H86ZM123 212V211H122ZM138 212V211H137ZM197 213V225L196 226H198V230H199V232L203 235V236H206L207 235V230H208V228H207V224H206V222H205V219H204V217L201 215V213L200 212H198V211H196ZM205 212V211H204ZM250 212V211H249ZM4 213V212H3ZM133 213V212H132ZM190 213V212H189ZM212 213V212H211ZM227 213V212H226ZM77 214V213H76ZM98 214V213H97ZM148 214V213H147ZM203 215H204V213H202ZM206 214V213H205ZM210 214V213H209ZM85 215V214H84ZM126 215V214H125ZM142 215H144V214H142ZM217 215V214H216ZM80 216V215H79ZM82 217H83V215H81ZM80 216V217H81ZM147 216V215H146ZM161 216V215H160ZM177 216V215H176ZM175 216V217H176ZM179 216H180V214H179ZM191 216H193V215H191ZM194 216H196V215H194ZM206 216V215H205ZM211 216H213V215H211ZM5 217H7V216H5ZM63 217V218H62ZM77 217H78V214H77ZM149 217H150V215H149ZM157 217L158 216H156V221H157ZM162 217V216H161ZM214 217V216H213ZM247 217V216H246ZM1 218V217H0ZM64 218V219H65ZM73 218V217H72ZM79 218V217H78ZM77 218V219H78ZM85 218L86 217H84V221H85ZM181 218H182V215H181ZM245 218V217H244ZM262 218V217H261ZM68 219V218H67ZM69 219H71V218H69ZM190 219H194V218H190ZM233 219V218H232ZM249 219V218H248ZM247 219V220H248ZM1 220H2V218H1ZM66 220V219H65ZM72 220H74V219H72ZM72 220H71V223L69 224L68 222L66 223L65 222V225L67 224H69L68 226H69V228H71L72 226H71V224H72ZM80 220H82V219H80ZM179 220H181V219H179ZM206 220H207V218H206ZM230 220V219H229ZM3 221V220H2ZM1 221V222H2ZM67 221H69V220H67ZM63 222H64V220H63ZM70 222V221H69ZM78 222V221H77ZM83 222V221H82ZM89 222V221H88ZM150 222V221H149ZM84 223V222H83ZM90 223V222H89ZM88 223V224H89ZM141 222L139 221V220H137L135 223H134V233H132V243H134V244H136L135 245V247H137V245H141V246H143L144 244L142 243V241H143V238H145V237H143L144 236V234H145V229H144V227L142 226V224H140ZM190 223V222H189ZM188 223V224H189ZM239 223V221L237 220V224ZM246 223V222H245ZM74 224H76L75 223V221H74ZM85 224H86V222H85ZM111 226L110 227H112V226H114L113 224H111V222L109 223ZM158 224V223H157ZM185 224H187V223H185ZM184 224V225H185ZM73 225V224H72ZM79 225H80V221H79ZM132 225V224H131ZM159 225H161V224H159ZM179 225H180V223H179ZM191 225H192V223H191ZM255 225V224H254ZM75 225H73V227H74ZM81 226V225H80ZM153 226V225H152ZM182 226H183V224H182ZM181 226V227H182ZM187 226V225H186ZM194 226V225H193ZM192 226V227H193ZM195 226V227H196ZM210 226V225H209ZM245 226V225H244ZM72 227V229H74ZM76 227H78V226H76ZM84 227H82V229H83ZM155 228V227H154ZM162 228V227H161ZM185 228V227H184ZM188 228H191V227H188ZM62 229V228H61ZM64 229V228H63ZM76 229V228H75ZM78 229H80V228H78ZM153 229V228H152ZM156 229V228H155ZM159 229V228H158ZM158 229H157V231H158ZM180 229V228H179ZM182 229V228H181ZM195 229V228H194ZM47 230V229H46ZM67 230V229H66ZM69 230H71V229H69ZM112 230V229H111ZM160 230V229H159ZM176 230V229H175ZM185 230H188V229H185ZM185 230H183V231H185ZM189 230H191V229H189ZM196 230V229H195ZM153 231V230H152ZM156 231V232H157ZM169 231H171V230H169ZM179 231V230H178ZM192 231H194L193 230V228H192ZM159 232V231H158ZM162 232V231H161ZM164 232H165V230H164ZM168 232V231H167ZM174 232V231H173ZM175 232H177V231H175ZM166 233V232H165ZM179 233H180V231H179ZM183 233V232H182ZM185 233V232H184ZM189 233H191V231H189L188 232V235H189ZM197 233V231L195 232L194 231V235ZM79 234V233H78ZM82 234V233H81ZM160 234V233H159ZM175 234H177V233H175ZM186 234V233H185ZM75 235V234H74ZM100 236H99V241H98V243H104L105 242V240L107 239L106 238V236L104 235V234H99ZM178 235V234H177ZM180 235V234H179ZM191 235V234H190ZM198 235V234H197ZM196 235V236H197ZM79 236V235H78ZM82 235H80V237H81ZM85 236V235H84ZM84 236H82V237H84ZM165 236H166V234H165ZM169 236H171V235H168V237ZM195 236V237H196ZM212 237L214 236V235H211ZM76 237H77V235H76ZM79 237V238H80ZM173 237V236H172ZM175 237V236H174ZM187 237V236H186ZM192 237V236H191ZM198 237H200L201 238V236H198ZM210 237V236H209ZM211 237V238H212ZM215 237V236H214ZM233 237V236H232ZM79 238H77V240L79 239ZM164 238V237H163ZM167 238V237H166ZM176 238V237H175ZM175 238H173V241H174V239ZM200 238H199V240H200ZM81 239V238H80ZM85 239V238H84ZM165 239V238H164ZM186 239V238H185ZM192 239V238H191ZM202 239V238H201ZM214 239V238H213ZM230 239V238H229ZM194 240H197V239H194ZM210 240V239H209ZM222 240V239H221ZM79 241H81V240H79ZM87 241V240H86ZM109 241V240H108ZM112 241V240H111ZM148 241V240H147ZM164 241H166V240H164ZM175 241H177V239L175 240ZM181 241V240H180ZM198 241V240H197ZM203 241V240H202ZM205 241V240H204ZM211 241V240H210ZM83 242H85V241H83ZM157 242H158V240H157ZM183 242V241H182ZM98 243H97V245H98ZM164 244H165V242H163ZM171 245H173V243L172 242H169ZM80 244H81V242H79V245L78 246H80ZM158 244V243H157ZM163 244V245H164ZM186 244V243H185ZM206 244V243H205ZM74 245V244H73ZM97 245H95V246H92V248H90L91 249V251H94L95 250V248L97 247ZM166 245V246H165ZM164 246L165 247H167V244H165ZM202 245V244H201ZM76 246H77V244H76ZM130 246V245H129ZM132 246V245H131ZM130 246V247H131ZM161 245L159 244V247H160ZM175 246H177L176 244H175ZM191 246H192V243H191ZM193 246H194V243H193ZM208 246V245H207ZM74 247H75V245H74ZM73 247V248H74ZM83 247H84V244H83ZM127 247H128V245H127ZM146 247V246H145ZM169 247H171V249L170 250H173L172 248V246H169ZM197 247V246H196ZM86 248V247H85ZM143 248V247H142ZM192 248H194V247H192ZM198 248V247H197ZM79 248H77V250H78ZM80 249H81V247H80ZM84 249V248H83ZM137 249H138V247H137ZM87 250V249H86ZM142 250V249H141ZM146 250V249H145ZM145 250H144V252H145ZM157 250V249H156ZM197 250V249H196ZM72 251V250H71ZM74 251V250H73ZM75 251H76V249H75ZM80 251L81 250H79V253H80ZM89 251V250H88ZM181 251V250H180ZM87 252V251H86ZM129 252H131V251H129ZM154 252H155V247L154 246H152V247H150L149 249H148V255L149 256H153L154 255ZM202 252V251H201ZM200 252V253H201ZM146 253V252H145ZM79 255V254H78ZM88 255V254H87ZM146 255V254H145ZM77 256V255H76ZM187 256V255H186ZM79 257V260L81 259V255H79L78 256ZM77 257V258H78ZM90 257V256H89ZM12 259H14V260H16L17 262H15V263H12ZM28 259V260H27ZM78 260V259H77ZM144 260V259H143ZM82 261V260H81ZM108 261H111L112 263L115 261V259H114V257H108ZM147 261V260H146ZM143 262H145V261H143ZM188 262V261H187ZM81 263V262H80ZM142 263V262H141ZM148 263V262H147ZM120 264V263H119ZM177 264V263H176Z\"/></svg>", "mask_w": 264, "mask_h": 264}]
</instances>
